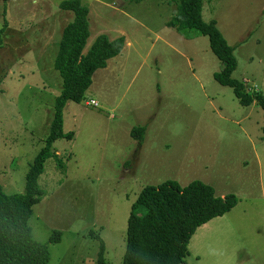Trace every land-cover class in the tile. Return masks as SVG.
Segmentation results:
<instances>
[{"label": "rangeland", "instance_id": "rangeland-1", "mask_svg": "<svg viewBox=\"0 0 264 264\" xmlns=\"http://www.w3.org/2000/svg\"><path fill=\"white\" fill-rule=\"evenodd\" d=\"M82 1L90 10L85 52L101 34L126 40L95 71L85 99L67 102L64 132L73 134L54 142L57 155L38 179L44 195L29 225L35 240L49 243L48 264H98L102 241L105 260L122 264L132 204L143 187L167 180H199L238 199L197 229L184 264H264L263 109L242 105L215 79L223 63L208 36L169 26L177 2ZM202 4L203 20H216L234 47L232 76L264 93V0ZM45 11L53 40L42 52L32 31ZM73 17L51 2L0 0V185L8 194L24 192L49 136L63 87L57 45ZM137 126L145 127L142 139L132 134Z\"/></svg>", "mask_w": 264, "mask_h": 264}, {"label": "trees", "instance_id": "trees-1", "mask_svg": "<svg viewBox=\"0 0 264 264\" xmlns=\"http://www.w3.org/2000/svg\"><path fill=\"white\" fill-rule=\"evenodd\" d=\"M173 1L178 3V12L169 26L179 32L195 30L197 34L208 36L211 50L223 63L221 71L215 73V79L231 87L242 105L257 103L264 111V93L248 91L245 82L232 76L237 68L234 47L229 45L216 20H203L202 0ZM59 7L74 14L63 28L54 61V67L62 76L63 87L55 100L49 136L27 171L24 192L8 194L0 185V264H48L49 243L35 240L29 225L33 207L44 195L38 179L47 158L57 155L54 142L73 134L64 132L67 102H82L95 71L106 68L109 60L119 55L125 45V36L110 39L101 34L85 52L90 37L89 7L82 0H61ZM1 31L4 32V28ZM144 129L143 126L134 127L132 134L142 139ZM237 202L236 195H218L211 185L199 180L185 186L174 180L146 185L131 207L122 264H184L190 240L197 229L229 212ZM59 235L58 232L53 234L50 241L58 240ZM104 254L102 241L98 264H109Z\"/></svg>", "mask_w": 264, "mask_h": 264}, {"label": "crops", "instance_id": "crops-1", "mask_svg": "<svg viewBox=\"0 0 264 264\" xmlns=\"http://www.w3.org/2000/svg\"><path fill=\"white\" fill-rule=\"evenodd\" d=\"M42 1L47 2V3L51 2L55 8H58L60 10L59 2L61 0H36V2H42ZM41 18H42L43 21L40 22L39 24H36V22L33 23V24H36V25L33 26L32 41L33 42H35L36 40H40L41 42L43 41L44 42L43 43V48L42 49L40 48V50H42V52H43V51H45L47 49L49 50L50 42L53 40V36H52V32H51V27L53 25V23H52L53 20L51 19V14L48 11H45L44 13H42ZM56 45H57V43H56ZM33 50H35V49H33ZM30 52H33V51H30Z\"/></svg>", "mask_w": 264, "mask_h": 264}, {"label": "built area", "instance_id": "built-area-1", "mask_svg": "<svg viewBox=\"0 0 264 264\" xmlns=\"http://www.w3.org/2000/svg\"><path fill=\"white\" fill-rule=\"evenodd\" d=\"M89 104H92V105L97 106V105H98V102H97L95 99H91V100L89 101Z\"/></svg>", "mask_w": 264, "mask_h": 264}]
</instances>
